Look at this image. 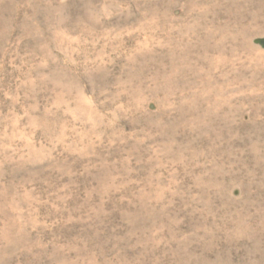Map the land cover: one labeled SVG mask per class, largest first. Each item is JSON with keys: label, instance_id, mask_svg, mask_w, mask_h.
Segmentation results:
<instances>
[{"label": "rangeland", "instance_id": "rangeland-1", "mask_svg": "<svg viewBox=\"0 0 264 264\" xmlns=\"http://www.w3.org/2000/svg\"><path fill=\"white\" fill-rule=\"evenodd\" d=\"M0 264H264V0H0Z\"/></svg>", "mask_w": 264, "mask_h": 264}]
</instances>
